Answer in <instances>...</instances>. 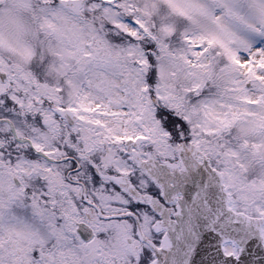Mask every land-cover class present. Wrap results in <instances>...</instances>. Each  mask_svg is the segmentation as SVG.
Segmentation results:
<instances>
[{"label":"snow or ice","instance_id":"1","mask_svg":"<svg viewBox=\"0 0 264 264\" xmlns=\"http://www.w3.org/2000/svg\"><path fill=\"white\" fill-rule=\"evenodd\" d=\"M0 264H264V0H0Z\"/></svg>","mask_w":264,"mask_h":264}]
</instances>
